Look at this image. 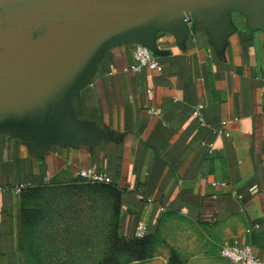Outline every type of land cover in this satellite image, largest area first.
<instances>
[{
    "label": "crops",
    "instance_id": "obj_1",
    "mask_svg": "<svg viewBox=\"0 0 264 264\" xmlns=\"http://www.w3.org/2000/svg\"><path fill=\"white\" fill-rule=\"evenodd\" d=\"M230 24L220 46L194 18L183 36L158 31L161 71H133L137 43L106 49L50 103L66 136L35 142L15 113H0V264L31 262L27 193L80 181L81 169L111 179L129 232L144 219L185 264H233L224 245L264 260V31L237 11Z\"/></svg>",
    "mask_w": 264,
    "mask_h": 264
},
{
    "label": "water",
    "instance_id": "obj_2",
    "mask_svg": "<svg viewBox=\"0 0 264 264\" xmlns=\"http://www.w3.org/2000/svg\"><path fill=\"white\" fill-rule=\"evenodd\" d=\"M24 3L17 15H0V113H15L35 142L71 134L51 120L50 103L108 48L137 43L155 52L156 33L183 36L187 18L204 23L220 46L231 11L264 31V0H0V12Z\"/></svg>",
    "mask_w": 264,
    "mask_h": 264
},
{
    "label": "rangeland",
    "instance_id": "obj_3",
    "mask_svg": "<svg viewBox=\"0 0 264 264\" xmlns=\"http://www.w3.org/2000/svg\"><path fill=\"white\" fill-rule=\"evenodd\" d=\"M104 186L80 180L27 193L29 264H169L170 248L177 250L160 230L147 243L144 261L115 245L134 231H128L131 222L117 213L115 197Z\"/></svg>",
    "mask_w": 264,
    "mask_h": 264
},
{
    "label": "built area",
    "instance_id": "obj_4",
    "mask_svg": "<svg viewBox=\"0 0 264 264\" xmlns=\"http://www.w3.org/2000/svg\"><path fill=\"white\" fill-rule=\"evenodd\" d=\"M186 25L191 24V19L185 20ZM135 66L133 71L137 72L140 69H148L151 71H161L162 65L158 62L157 58L153 55L152 51L143 45H136L134 50ZM201 106L196 108L193 112V116L203 125V119L200 114ZM151 114H155L153 109L150 110ZM222 133V132H221ZM212 148L213 145H210ZM77 175L82 180L91 184H112L111 179L104 172H95L91 169H81L77 172ZM213 186L224 187L223 182H214ZM255 188H252L254 190ZM3 189L0 188V191ZM21 192V188L17 190ZM238 198L242 196L238 195ZM148 235V223L144 219H139L136 222L133 237L136 239H143ZM221 258L230 261L233 264H264V260L253 255L252 249L249 245H232V246H221L219 250Z\"/></svg>",
    "mask_w": 264,
    "mask_h": 264
},
{
    "label": "trees",
    "instance_id": "obj_5",
    "mask_svg": "<svg viewBox=\"0 0 264 264\" xmlns=\"http://www.w3.org/2000/svg\"><path fill=\"white\" fill-rule=\"evenodd\" d=\"M119 200V198H118ZM157 236V232L151 233L150 235H147L143 239H136L134 237L132 238H118L115 241V245L128 254L131 258L134 259V261H144L147 259V243H149L150 239H155ZM169 264H183L180 260L179 255L177 252L170 248V259Z\"/></svg>",
    "mask_w": 264,
    "mask_h": 264
}]
</instances>
